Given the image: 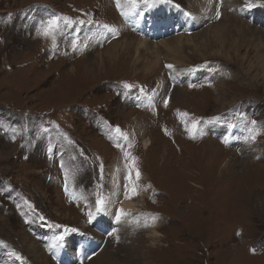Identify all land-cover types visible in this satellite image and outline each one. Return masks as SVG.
Returning <instances> with one entry per match:
<instances>
[{
	"label": "rangeland",
	"instance_id": "374dc122",
	"mask_svg": "<svg viewBox=\"0 0 264 264\" xmlns=\"http://www.w3.org/2000/svg\"><path fill=\"white\" fill-rule=\"evenodd\" d=\"M172 1L190 19L169 0H0V264H264V69L257 60L260 44L264 52V0ZM154 7V21L170 19L162 27L176 22L184 30L151 40L122 21V13L139 9L147 22ZM52 16L61 17L60 27L44 36L41 25ZM232 19L242 32L235 39L243 42L244 58L226 41L230 60L214 55L221 46L210 30L227 21L226 35ZM98 26H113L117 37L97 43L91 34ZM201 34L206 48H199ZM100 55L104 64L84 74L83 63ZM181 66L188 74L178 81L171 71ZM177 88L187 92L175 96ZM217 90L235 99L226 113ZM182 111L190 113L189 126L200 121L202 135L193 138L185 129ZM144 135L153 139L149 149ZM210 139L223 147L216 167L200 152ZM117 143L140 172L139 180L132 176L137 194L131 197L146 203L117 221L108 237L111 222L100 216L87 226L76 200L95 207L102 199L105 211L128 191L123 175L129 168ZM22 232L32 238L35 256ZM90 234L95 239L80 263L78 238ZM65 245V252L58 249Z\"/></svg>",
	"mask_w": 264,
	"mask_h": 264
},
{
	"label": "bare ground",
	"instance_id": "6f19581e",
	"mask_svg": "<svg viewBox=\"0 0 264 264\" xmlns=\"http://www.w3.org/2000/svg\"><path fill=\"white\" fill-rule=\"evenodd\" d=\"M232 4V3H231ZM227 4H225L224 5V8H225V6H226ZM263 13H264V11H262ZM242 24V23H241ZM225 25H227V21H225L224 23H221L220 25H217V26H215V28L212 30H210V33L215 37V39H214V41L216 42V43H218L220 46H221V50H218V51H216V52H214V55H218V56H221V57H224V58H227V59H230L231 60V56L227 53V51H226V48H225V43H226V41H231V44H232V48H234L236 51H237V54H238V56H243V55H241V53L239 52V50H238V45L239 46H241L242 47V44H243V42H241V41H238L237 39H235V34H237V33H240V34H242V32H241V29H240V26L238 25V23H237V21H234L233 22V19H232V21H230V25L232 26V28L231 29H229V33L228 34H226L225 35V33H224V31H222V29H224L225 28ZM238 25V26H237ZM244 25V24H243ZM243 25H241V26H243ZM245 31V30H244ZM249 31H251V30H249ZM257 32H259V31H257ZM249 33V32H248ZM256 33V32H255ZM251 34V33H250ZM204 36H206L205 34H201V35H199L198 36V39L197 40H200V42H199V44H200V47L199 48H202V47H208L209 45H210V43H209V41H208V39H207V41L204 39ZM256 36V35H255ZM233 40V41H232ZM247 40V39H246ZM258 40H260L261 41V43H262V40H263V35L262 34H260L259 35V37H258ZM143 45V43H141L137 48L135 47V52H136V56L138 55V51H139V47L140 46H142ZM263 45L262 44H260V47H257V51H258V53H257V60L259 61V63H260V65L262 66V68L264 69V52L262 51V47ZM148 48L150 49V50H152L153 51V49L155 48V47H150V46H148ZM171 52H173L174 53V51L173 50H170ZM111 57H110V59H111V61H109V62H112L113 60H114V58H115V56H116V53L114 52L113 53V55H110ZM99 57V59L98 60H93L92 62H85V63H83V68L82 69H84V74H86V75H89V76H92L93 75V73H94V71H93V68H94V66H102L103 64H104V62L102 61V57H101V55L100 56H98ZM176 58H178V62H179V64L180 65H182V64H185V62H186V57L184 56V57H181L179 54L178 55H176L175 56ZM242 58H244V56L242 57ZM241 58V59H242ZM188 61V60H187ZM241 64V63H240ZM254 66H253V64L251 63L250 64V67H249V71L253 68ZM97 68V67H96ZM188 74V71H187V69L185 68V67H183V66H181L180 68H178V69H173L172 71H171V75H172V78L173 79H179L178 81H181L182 79H184L185 78V75H187ZM83 76V75H82ZM246 79V78H245ZM244 81V80H243ZM252 81H253V79H252ZM235 82V81H234ZM240 82H242V81H240ZM168 83V82H167ZM170 83V82H169ZM237 83V82H236ZM248 83V82H247ZM220 84H225L224 82H222V83H220ZM220 84H219V88L221 87L220 86ZM240 84V83H239ZM167 85V84H166ZM169 85V84H168ZM247 85V84H246ZM249 85V84H248ZM254 85V84H253ZM256 86V85H255ZM254 87V86H253ZM260 87V86H259ZM164 89V88H163ZM174 89V88H173ZM230 89V88H229ZM257 89V88H256ZM183 92H187L185 89H178L177 88V90H176V95L175 96H177V95H180V94H182ZM217 96H216V98H217V100L220 102V104L221 105H223V108L220 110V111H222V112H227L228 110H229V108H230V105H232L233 103H234V101H235V99H232V100H225V91L223 92V91H220V90H217ZM187 94V93H186ZM253 95V94H252ZM252 95H250V96H252ZM174 96V97H175ZM166 98V97H165ZM254 98V97H253ZM231 99V98H230ZM167 100V99H166ZM203 100V99H202ZM165 103V102H164ZM158 106V105H157ZM165 105H162L161 106V108L162 109H164L165 107H164ZM175 107H176V105H175ZM183 107V106H182ZM194 108V107H193ZM175 109V108H174ZM134 111V110H133ZM174 111V110H173ZM220 111H218V112H220ZM130 112H132V111H130ZM183 112V111H182ZM135 114V113H134ZM149 114V113H148ZM190 114V113H189ZM132 115V114H131ZM141 115V114H140ZM175 115V114H174ZM146 116V115H145ZM170 116V115H169ZM192 116H193V114H192ZM191 116V117H192ZM129 117V116H128ZM134 117V116H133ZM194 117V116H193ZM142 118V117H141ZM213 118V117H212ZM129 119V118H128ZM141 120V119H140ZM171 120V119H170ZM218 120V119H217ZM129 121V120H128ZM135 121V120H134ZM191 122V121H190ZM139 123V122H138ZM148 123V122H147ZM168 123V122H167ZM217 123H219V122H213V123H211L212 124V127L213 126H215V124H217ZM140 124H142V123H140ZM210 124V123H209ZM129 125H131V124H129ZM143 125V124H142ZM149 126V125H148ZM155 126H156V123H155ZM166 127V126H165ZM184 127V126H183ZM222 127V126H221ZM221 127H216V129H218V130H220V129H222ZM138 128H140V127H138ZM157 128V127H156ZM133 129H134V127H133ZM132 129V130H133ZM142 130H143V128H142ZM152 130V129H151ZM157 131V130H156ZM164 131V130H163ZM170 131V130H169ZM142 132H144V131H142ZM149 132H150V130H149ZM152 132V131H151ZM153 132H154V130H153ZM166 132V131H165ZM148 135V134H147ZM145 136L144 135V137H143V141H142V144H143V146H144V148H147V149H149V147L153 144V139H152V137H148V136ZM152 136V135H151ZM146 137V138H145ZM157 137V136H156ZM179 137V136H178ZM176 138V137H175ZM174 138V139H175ZM171 139V138H170ZM165 140V139H164ZM172 140V139H171ZM157 142V141H156ZM204 142V141H203ZM206 145L205 146H208L207 144H210V146H209V148L208 147H206V148H202L201 149V153H203L202 155L203 156H205V157H207V156H209V164H213L212 166L213 167H216L217 165H218V162L220 161V159H219V157H218V155H220V154H222V150H223V147L220 145V143H218V142H216L215 140H213V139H210V140H207L206 141V143H205ZM165 145H167V144H165ZM183 147H184V150H188V151H190V149H188V146L183 142ZM165 147V146H164ZM256 147V146H255ZM162 150V149H161ZM167 150V149H166ZM148 152V151H147ZM173 155V154H172ZM177 155V154H176ZM174 156V155H173ZM233 163V162H232ZM158 164H159V162H158ZM201 164V163H200ZM200 164H199V166H200ZM220 164V163H219ZM121 165V164H120ZM206 165V164H205ZM137 167V166H136ZM180 168V167H179ZM182 168V167H181ZM210 169V168H209ZM208 169V170H209ZM129 170V169H128ZM185 170V169H184ZM191 170V169H190ZM204 171V170H203ZM145 174H146V172H144ZM190 173V172H189ZM147 175V174H146ZM192 175V174H191ZM194 175V174H193ZM197 175V174H196ZM201 187V186H200ZM110 199H111V197H110ZM256 199V198H255ZM145 203H146V201L143 199V198H140V199H138V198H134V197H131V198H125L123 201H122V203H121V205H120V209L121 208H123L124 210H126V211H129V210H134L135 212H139L142 208H143V206L145 205ZM255 206V205H254ZM256 206H258V205H256ZM145 207V206H144ZM120 232H124V230H123V228L122 229H120ZM153 234L154 235H156V236H159V237H162V234L160 235L157 231H154L153 232ZM21 238H22V242L23 243H25L26 245H27V247L30 249V253H32L34 256H35V254H36V251H35V248L36 247H34V242H33V240H32V238H30V236L28 235V233H26V232H22V234H21ZM24 244V245H25ZM100 257H97V259H99ZM2 264H7L6 262H1Z\"/></svg>",
	"mask_w": 264,
	"mask_h": 264
},
{
	"label": "snow or ice",
	"instance_id": "6c2138e0",
	"mask_svg": "<svg viewBox=\"0 0 264 264\" xmlns=\"http://www.w3.org/2000/svg\"><path fill=\"white\" fill-rule=\"evenodd\" d=\"M169 2H171V0H169ZM253 6H254V4H252L251 2L246 5V7H253ZM188 15H191V14L189 13ZM60 20H61V17H59V16H52L46 22H43L42 25H41V34L44 35V36L52 35L53 32H54V30L59 29V27H60ZM67 23L68 24H72L74 22L72 20H67ZM79 23L83 24L84 21L81 20V21H79ZM77 46L78 45L74 44L73 45V49L75 50V48ZM168 67L169 68H173L174 66L173 65H168ZM125 87L127 89H131L133 87V85L126 84ZM167 104H168V100H165V106H167ZM188 116H189V114L186 113V112L180 113V118H181L182 122L185 125V129L193 136V138H195L197 134H201L202 135L203 132H202V130L199 127L200 121L193 119L191 121L190 126H189V121L187 119H185ZM254 123L255 122H253V124ZM115 132L120 137H122L125 141H128L127 134H125L124 132H122V130L118 126L115 128ZM255 138H256V135L255 134H252L249 137V139H251V140H255ZM224 142L225 143H228L229 142V138H225V141ZM116 146L118 148H121L122 151H124V156H125V159L126 160H131L132 161V163L129 165V175H128L129 185L126 186L128 188V191L126 193V198H131V196H135L137 194V186H136L135 182H133V180H132V171L135 170L136 180H139V178H140V172L135 167V159L136 158L134 156H132V154H131L130 151H127V150L124 149V145L123 144L117 143ZM128 147L129 148L131 147V143L130 142L128 143ZM96 206H97V211L98 212L99 211H103L104 201L102 199L97 200ZM88 215H89V219L90 220L94 216V214L91 213V212H89ZM127 215H129V214L126 213L123 208H121L119 210V213L116 216V220L119 221V220H121L122 217L127 216ZM56 227H61V226L57 225ZM76 231H77V229H75V228H64V232H76ZM112 234L113 233H109V235H112ZM56 239L62 241L64 239L63 233L61 235L57 236Z\"/></svg>",
	"mask_w": 264,
	"mask_h": 264
}]
</instances>
